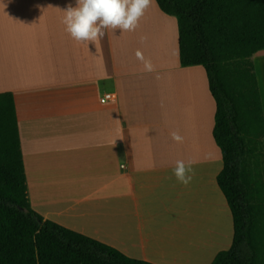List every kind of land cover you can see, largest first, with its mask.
<instances>
[{
	"label": "crops",
	"instance_id": "0c3cea01",
	"mask_svg": "<svg viewBox=\"0 0 264 264\" xmlns=\"http://www.w3.org/2000/svg\"><path fill=\"white\" fill-rule=\"evenodd\" d=\"M68 3L0 0V93L14 96L32 208L132 259L212 264L231 248L234 223L217 182L206 70L181 65L178 21L156 0L134 31L107 29L95 43L66 31ZM253 61L264 110V50ZM106 94L115 99L103 103ZM177 160L192 162L188 185L173 174ZM184 242L206 258L170 259Z\"/></svg>",
	"mask_w": 264,
	"mask_h": 264
},
{
	"label": "trees",
	"instance_id": "16d2710c",
	"mask_svg": "<svg viewBox=\"0 0 264 264\" xmlns=\"http://www.w3.org/2000/svg\"><path fill=\"white\" fill-rule=\"evenodd\" d=\"M178 21L180 63L203 66L216 102L217 178L234 223L212 264H264V110L254 55L264 0H156ZM0 264H152L45 220L33 208L12 93H0Z\"/></svg>",
	"mask_w": 264,
	"mask_h": 264
},
{
	"label": "clouds",
	"instance_id": "9594fccd",
	"mask_svg": "<svg viewBox=\"0 0 264 264\" xmlns=\"http://www.w3.org/2000/svg\"><path fill=\"white\" fill-rule=\"evenodd\" d=\"M152 0H75L63 9V23L70 36L81 43H95L105 36V30L134 31L139 19L151 6ZM137 59L144 64L145 71H153L150 60L138 50ZM171 137L180 143L183 137L173 131ZM192 162L177 160L173 174L178 182L188 185L192 180Z\"/></svg>",
	"mask_w": 264,
	"mask_h": 264
},
{
	"label": "rangeland",
	"instance_id": "374dc122",
	"mask_svg": "<svg viewBox=\"0 0 264 264\" xmlns=\"http://www.w3.org/2000/svg\"><path fill=\"white\" fill-rule=\"evenodd\" d=\"M165 226H169V225H165ZM154 232H157V230ZM170 233H171L170 231H163L162 234H164V236H168ZM183 234L185 236L184 238H185L186 243H189L191 241L189 231H186V233H183ZM192 239H194V238H192ZM181 248H182V250L177 249V251L176 250L170 251L169 252L170 259L179 260V261H187V262H191V263H198V261H202L204 258H206V257L203 258L202 255H199V254L197 255V254L193 253L191 250H189L188 245H186L185 242L182 244ZM208 256L209 255H207V257ZM201 258H203V259H201Z\"/></svg>",
	"mask_w": 264,
	"mask_h": 264
},
{
	"label": "built area",
	"instance_id": "2783aa9c",
	"mask_svg": "<svg viewBox=\"0 0 264 264\" xmlns=\"http://www.w3.org/2000/svg\"><path fill=\"white\" fill-rule=\"evenodd\" d=\"M115 99V96L113 94H106L103 98H102V102H108V101H112Z\"/></svg>",
	"mask_w": 264,
	"mask_h": 264
}]
</instances>
